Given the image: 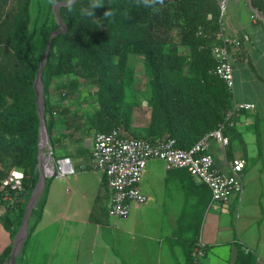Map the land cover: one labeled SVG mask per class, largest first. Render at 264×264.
Instances as JSON below:
<instances>
[{
  "label": "trees",
  "instance_id": "1",
  "mask_svg": "<svg viewBox=\"0 0 264 264\" xmlns=\"http://www.w3.org/2000/svg\"><path fill=\"white\" fill-rule=\"evenodd\" d=\"M91 3L76 0L60 5L59 20L54 19L49 26L45 19L37 27L40 14L32 19L31 0H13L11 13L0 20L7 49L5 60L0 59V202L6 229L21 224L25 209L20 198L25 201L30 197L39 179L40 117L34 82L50 38L41 72L45 119L52 114L48 94L54 78L71 74L77 79L75 83L79 80L96 86L97 107L87 118V126L95 132L122 127L129 136L171 138L176 147L189 149L216 129L232 106L231 92L213 73L217 61L212 51L222 27L217 0H164L154 7H145L140 0H100L101 7L88 17L82 10L89 9ZM250 3L264 13V0ZM105 11L114 15L105 18ZM59 21L65 30L51 35ZM232 52L237 56L239 47H233ZM134 56L143 58L150 91L149 122L139 134L132 128L135 103L128 99L134 87ZM227 153L229 156L230 145ZM13 169L22 170L23 180L22 191L10 204L3 180ZM42 194L35 208L36 220L44 201ZM197 239L181 243L185 264H194L191 252ZM11 248L4 249L0 264L9 259ZM234 264H255V256L237 245Z\"/></svg>",
  "mask_w": 264,
  "mask_h": 264
},
{
  "label": "crops",
  "instance_id": "2",
  "mask_svg": "<svg viewBox=\"0 0 264 264\" xmlns=\"http://www.w3.org/2000/svg\"><path fill=\"white\" fill-rule=\"evenodd\" d=\"M252 12L249 1L228 0L226 21L222 22L226 36H248L241 39L240 53L233 57L232 104L250 102L255 105L253 109L242 110L225 133L230 140L229 156L227 148L225 153L218 141H211L215 162L225 172H228L227 164L234 158L243 157L247 161L243 149L244 156L233 152L231 140L236 135L243 138L244 132L250 131L254 109L261 107L264 112V23H256ZM256 67L259 81L255 78ZM95 133L90 136L65 135V146L58 148L63 150L62 156L71 157L77 172L46 179L42 208L38 219L36 209L30 220L32 229L22 244L18 264H185L186 255L181 243H191L197 238L206 246L204 264L208 260L207 249L208 252L209 247L218 249L224 243L230 247L227 264H234L237 245L254 254L255 264H264V235L261 229L258 234L251 231V222L243 226L244 233L239 239L218 240V233L223 230L220 226L214 228L212 222L207 224L208 235L203 232L200 236L198 230V222L205 211L216 214L211 211L214 209L227 215L226 212L237 206L239 226L242 192L232 196L227 203H210V191L206 186L192 178L185 169L167 168L164 161L157 158L147 161L141 178V189L147 200L132 204L125 217L111 215L106 177L90 167ZM251 171L247 161L242 174L243 186L248 187L251 182ZM17 196L15 194L14 199ZM20 203L24 205L21 198ZM4 212V205L0 202V225L3 227L0 228V257L11 245L14 227L11 230L5 228L1 221ZM10 216L13 217L14 213Z\"/></svg>",
  "mask_w": 264,
  "mask_h": 264
},
{
  "label": "built area",
  "instance_id": "3",
  "mask_svg": "<svg viewBox=\"0 0 264 264\" xmlns=\"http://www.w3.org/2000/svg\"><path fill=\"white\" fill-rule=\"evenodd\" d=\"M223 5V4H222ZM221 5V6H222ZM221 7L220 15L223 14ZM211 18V15H208ZM220 22H222L220 17ZM218 43L213 46V55L217 61L213 73L222 79L227 89L234 90L233 47L240 45L241 39L247 35L234 38L226 36L222 30L216 34ZM250 102H235L227 110L224 121L218 127L202 136L189 149L174 145L171 138L161 137L147 139L144 137L128 136L120 128H112L108 132L94 134L91 151L90 167L101 171L107 181L110 191L109 212L114 217H125L129 214L132 204H142L147 196L141 189V178L147 167V161L157 158L164 161L167 168H182L188 174L206 186L210 191V203H227L234 195H240L243 188L242 174L247 165L245 158H234L225 172L215 162L211 152V141H218L223 151L229 145V138L225 134L227 127L234 124L235 118L242 110L253 109ZM48 165L50 172L46 176H67L77 172L70 156L55 157L49 154ZM23 172L13 169L3 180L7 189L5 199L14 203V195L22 191ZM194 264H204L206 246L200 238L197 239L191 252Z\"/></svg>",
  "mask_w": 264,
  "mask_h": 264
},
{
  "label": "rangeland",
  "instance_id": "4",
  "mask_svg": "<svg viewBox=\"0 0 264 264\" xmlns=\"http://www.w3.org/2000/svg\"><path fill=\"white\" fill-rule=\"evenodd\" d=\"M57 1L60 0H31L30 8L32 19L34 20L37 14H40V19L37 27H39L45 19L48 20V25L52 26L53 20H56L57 18L56 14L58 13V9L54 7ZM221 1L224 2L223 5L221 4ZM227 2L228 0H217L220 12L221 7L224 6L223 14H219V18L221 17L223 24L224 21H226ZM12 6L13 0H0V20L3 16H5L7 12L11 13ZM252 19L256 23H264V13L253 9ZM60 29L62 28L59 26L57 30ZM4 41L5 28L2 27L0 29V59L2 60H5L7 56V49L5 47ZM217 43L218 40L214 44ZM35 44L36 48H38V34ZM131 63L134 66V87L129 94L128 99L135 103L132 128L134 129V133L139 134V130L144 128L149 122L148 98L150 95V91L147 74L143 64V58L141 56L131 57ZM255 76L256 80L259 81V69L257 67L255 68ZM76 80L77 79L75 75L72 74L57 76L54 78L53 84L49 90L48 102L52 105V114L51 116L48 115L45 119L49 143L47 146H45L44 152L47 154H49L50 152H52L56 156H62L64 154L63 150L60 151V148L58 147L65 146L66 134L79 133L81 135L90 136L95 132L94 129H91L87 126V118L94 113L97 107L96 86L94 84L79 80L75 83L74 81ZM252 112V123L250 126V131L244 132V136H242L243 138L236 135L231 140L233 152L235 154L241 153V155H243V149L244 155L245 157H247L249 167H252V180L249 183L248 187L245 185L243 186L240 201L242 217L240 219L239 226L238 206L235 210H229L228 212H226V210L224 209L223 211L226 212L227 215H224L223 213L221 214L214 209L211 211L216 214H208V211H205L200 221L198 222V230L200 232V236L203 234V232L208 235L207 224L209 222H212L214 228L215 226L222 227L223 232L218 233V240L225 241L229 239H239L240 234L244 233L243 226L248 222H251V231L257 232L258 229H261L260 232L264 235V112L262 111L261 107L254 109ZM48 123L49 129L47 127ZM120 130L125 135H131L122 127H120ZM39 162L41 163V158ZM42 192L43 189L37 194L36 201L28 214L26 230L27 234L29 232V227L31 224L30 220L34 215L33 211L36 208ZM28 200L29 197L24 201L25 212ZM21 224L19 225V227H14L15 234L13 237L11 235L12 248L14 246V243L16 242V236L21 227ZM0 228L3 227L0 225ZM24 236L25 234L22 236L23 243L26 239V236L25 238ZM21 250L22 246L19 253L17 254L14 264H18L17 261L20 257ZM207 253V264H227L230 257V247L227 243H224L220 247H218V249L216 247H209V252L207 249Z\"/></svg>",
  "mask_w": 264,
  "mask_h": 264
},
{
  "label": "water",
  "instance_id": "5",
  "mask_svg": "<svg viewBox=\"0 0 264 264\" xmlns=\"http://www.w3.org/2000/svg\"><path fill=\"white\" fill-rule=\"evenodd\" d=\"M74 1H76V0H69L68 2H57L54 7L58 8L60 5H66V4L72 3ZM250 6L252 7L251 3H250ZM56 17L59 20L58 14H56ZM59 26L62 29L52 32L51 35L57 34V33L61 32V31L65 30L64 29V24L61 23L60 21H59ZM50 47H51V38L49 39L47 47H46V49L44 51L43 58L41 60L40 66H39V71H38L37 77H36L35 82H34V88H35V92H36L37 112H38L39 117H40L39 139H38L39 151H38V165H37V167L39 166L40 153H41L40 152L41 133H42L43 130L47 131L46 125H45V115H44L45 100H44V95H43V84H42V81H41V72H42L43 65L45 64V62H46V60L48 58ZM46 179H47L46 175L44 177H42L41 174H39L38 182H37L35 188L33 189L32 193H31V195L29 197V200H28V203H27V206H26V212H25V215H24V218L22 220V224H21V227H20L18 233L22 229H24L25 230V236H26V234H27L26 230H27V220H28L27 217H28V214H29L31 208L33 207V205H34V203L36 201L37 194L42 189H44L45 183H46ZM40 183H41V185H40ZM18 233H17V235H18ZM25 236H24V238H25ZM15 244H16V242L14 243V246H13L12 252H11V256H10V259H9L7 264H14V262L16 261L17 254L19 253V251L21 249V246L23 244V240L20 242V244H19V246L17 248L15 247Z\"/></svg>",
  "mask_w": 264,
  "mask_h": 264
},
{
  "label": "bare ground",
  "instance_id": "6",
  "mask_svg": "<svg viewBox=\"0 0 264 264\" xmlns=\"http://www.w3.org/2000/svg\"><path fill=\"white\" fill-rule=\"evenodd\" d=\"M224 2L221 1V4H223ZM49 143L48 141V134H47V131H42L41 133V142H40V158H41V163L39 162L40 164V167L38 166V170H39V174H41L42 177H44L46 174H48L50 172V167L48 165V161L50 159L49 155L47 153L44 152V148L45 146H47ZM41 185V183H40ZM25 234V230L22 229L17 237H16V244H15V247L17 248L19 246V243L20 241L23 240L22 236ZM22 238V240H21Z\"/></svg>",
  "mask_w": 264,
  "mask_h": 264
},
{
  "label": "clouds",
  "instance_id": "7",
  "mask_svg": "<svg viewBox=\"0 0 264 264\" xmlns=\"http://www.w3.org/2000/svg\"><path fill=\"white\" fill-rule=\"evenodd\" d=\"M140 2L143 3L145 7H154L157 4L162 5L164 3V0H140ZM98 7H101L100 0H92V3L90 4V8L86 10H82L83 14L88 17H91L94 15L93 10ZM113 15L114 13L112 11H105L104 13L105 18L112 17Z\"/></svg>",
  "mask_w": 264,
  "mask_h": 264
}]
</instances>
